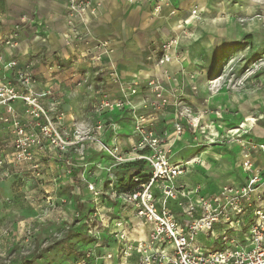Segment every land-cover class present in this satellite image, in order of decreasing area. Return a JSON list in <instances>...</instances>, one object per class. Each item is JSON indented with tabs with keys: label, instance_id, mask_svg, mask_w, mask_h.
<instances>
[{
	"label": "rangeland",
	"instance_id": "obj_1",
	"mask_svg": "<svg viewBox=\"0 0 264 264\" xmlns=\"http://www.w3.org/2000/svg\"><path fill=\"white\" fill-rule=\"evenodd\" d=\"M80 1L76 0L75 3ZM86 2L85 18L77 16L76 24L80 31L89 33V0ZM94 2L99 5L97 0ZM11 8L8 0H0V32H7L15 24H21L20 46L26 36L25 25L28 23L25 22L30 17L34 20L35 14L30 9L21 10L22 14L16 20L12 19ZM194 9L200 13L198 18L193 14ZM69 12L70 6L66 10L68 32L71 29ZM190 13L198 20L205 19L206 25L201 31L186 29L169 39L180 36L174 49L179 59L176 58L183 62V55H186L189 64L194 65L190 56L200 55L198 44L209 46L213 52H209L211 55L208 59L212 63H209L205 72L191 65L189 71L192 73L188 75L192 78L197 74L206 77L207 74L211 78L210 85L219 79L220 84L216 82L218 88L223 87L228 91L238 90L244 86V82L250 81L253 85L252 101L264 107V0H211L210 7L195 6ZM204 13L215 19L207 21ZM12 22L15 23L10 25ZM34 26L31 24L26 30L27 41L35 35ZM88 36L83 42L67 45L79 50ZM190 39L194 40L193 45L188 42ZM104 48L107 49V45ZM153 52L157 63H161L165 53L163 45ZM54 58L32 55L29 60L21 62L33 63L32 80L28 88L33 94H44L38 100L46 114L38 119L33 118L24 102L17 100L13 105L18 118L0 120V153L5 159L0 167V264H74L80 259L74 252L94 247L86 220L89 214L95 212V208L101 209L107 216L110 214L104 210H108V207L115 217L127 216L126 220L133 222L136 227L129 233L132 237L145 234L146 225L141 218L132 214L128 206H122L113 195L107 194L108 191L118 190L116 184L120 171L117 168L123 163L117 157L125 158L127 162L143 160H134L135 146L139 148L138 154L150 155L153 152L148 145L139 146L143 140L140 129L163 138L165 142L161 148L167 149L172 161H184L179 159L182 155L181 143L195 148L190 152L192 158L187 159L186 156L187 160H198L194 164L201 162L208 150L211 153L221 151L223 155L225 152L217 144L225 148L235 146L234 143L239 145V142H232L236 139L233 136L238 134L235 129L241 132L246 130L247 135L256 134V130L251 129L253 124L242 125L244 116L231 114L234 109L229 103L226 104L227 108L223 106L221 109L222 113L217 116L219 120L207 121L208 114L196 108L194 95L189 94V105L183 103L184 100L176 99L174 93L188 88L176 75L170 81L154 76L150 80L129 82L124 81L115 67L111 66L107 70L103 66V71L83 72L82 77L75 82L71 76L74 61L59 56ZM41 65L45 67L44 71ZM103 74L113 78L117 76L115 80L119 88L116 90L122 92V96L111 97L106 92L102 93L101 100H122L124 105L118 114L115 112L117 108L98 110L99 102L94 106L97 100L94 102L93 95L90 98L84 93H95L109 87L113 89L115 86L112 82L106 83L101 76ZM165 74L168 79V73ZM0 78L16 82L13 72L5 71L1 65ZM16 84L23 88L21 83ZM158 85L161 86L159 90L156 89ZM196 85V82L191 83V90L197 91ZM133 89L135 92H132ZM160 91L162 95L158 97ZM74 95L78 98L74 99ZM134 95L141 96L140 105L131 102ZM204 102L207 105V100ZM0 112L5 115L4 108H0ZM262 121L258 123L257 131L262 127L259 125H264ZM100 123L105 125V131L98 129ZM17 126L25 129L22 137ZM110 127L115 130H110ZM122 136L131 139L128 148L123 145ZM19 139L23 140L22 148L17 147ZM99 139L110 148H117V157L106 151ZM258 156L264 158V154ZM145 163L149 170V163ZM90 186L104 192L105 195L99 201L105 209L95 204ZM109 230L101 232L103 239H111L109 234L118 230L114 221ZM221 233L218 230L211 238L199 235L198 239L203 245L213 246L220 243L221 239L217 241L216 236ZM101 249L116 253L115 247L103 246Z\"/></svg>",
	"mask_w": 264,
	"mask_h": 264
},
{
	"label": "built area",
	"instance_id": "obj_2",
	"mask_svg": "<svg viewBox=\"0 0 264 264\" xmlns=\"http://www.w3.org/2000/svg\"><path fill=\"white\" fill-rule=\"evenodd\" d=\"M157 1L160 3L164 0ZM75 2L76 0H71V29L65 34L68 45L83 42L89 35L88 32L80 31L76 24L77 16L85 18L88 2ZM159 3L156 11H160ZM193 14L197 18L200 15L196 9ZM1 23L0 20V26ZM22 27L21 24H15L9 31L0 32V65L5 71H12L16 82L23 87L0 78V108L5 110V115L0 112V120L18 118L13 105L17 100L24 102L33 118L38 119L46 114L38 100L44 94H33L28 88L32 80L33 63H21L16 58L8 60L3 52L4 48L19 47ZM179 38L180 36L163 44L165 53L162 62H170L176 58L172 50L179 43ZM105 46L100 44L97 49ZM88 52L83 57L89 56L96 65H100L102 52L104 54L106 49L94 54ZM160 88V85L156 87L158 90ZM157 95L160 97L162 91ZM123 105L122 100L103 99L98 110L120 109ZM104 127L101 123L98 125V129L105 131ZM109 129L115 130L113 127ZM17 130L22 137L25 129L17 126ZM139 131L143 136L139 146L148 145L153 152L141 155L137 151L139 148L135 146L136 158H133L149 163L148 177L145 179L134 175L132 179L136 184L132 189L112 190L107 194L113 195L122 206H128L132 214L141 218L146 225L145 234L132 237L129 233L136 227L133 222L126 220L127 216L115 217L110 207L104 210L109 212L110 215L107 216L101 209L95 208V212L89 214L86 220L94 247L83 250L82 256L74 264H264V173L255 163V157L264 154V142L247 135L246 130L235 134L233 137L236 139L232 142H239V166L246 173V179L239 184H226L214 194H203L200 186L189 188L177 184L178 178L198 160L172 161L167 149L161 148L165 142L163 138L145 130ZM99 140L106 151L117 157V148H110L103 140ZM18 141L17 147L22 148L23 140ZM117 158L120 163L127 162L125 158ZM4 163L5 159L0 153V167ZM90 191L95 196V204L104 208L99 201L105 195L104 192L93 186H90ZM112 221L118 230L109 234L111 239H103L101 232L109 230ZM218 230L222 232L216 236L217 241L221 239L220 243L206 246L199 241V235L211 238ZM103 246L115 247L116 253L103 251Z\"/></svg>",
	"mask_w": 264,
	"mask_h": 264
},
{
	"label": "crops",
	"instance_id": "obj_3",
	"mask_svg": "<svg viewBox=\"0 0 264 264\" xmlns=\"http://www.w3.org/2000/svg\"><path fill=\"white\" fill-rule=\"evenodd\" d=\"M8 1L12 7V19L16 18L17 20L22 14L21 10L30 9L35 14L34 20L33 17L31 19L29 16V21L25 22L28 23L25 25L27 27L24 32L26 36L24 35L21 45L12 49L4 48L3 52L8 60L16 58L18 61L23 62L29 60L32 55H45L51 59H55V56L63 59L70 58L74 61L72 65L74 66V72L71 76L73 78L72 81L75 82L82 77L83 72L91 73L98 70H108L111 66L115 67L122 77H124V81L129 82L150 80L154 76H160L163 81H170L176 75L177 78L179 77L188 86V88H183L174 93L176 99L184 100L183 103L186 102L189 105V94L194 95L192 97L196 98V108L206 111V114H208L206 117L207 121L219 120L217 116L222 113L221 109L229 103L234 109V113L231 112V114L244 116V121H242L243 126L253 124L251 129L252 131L256 130V134L251 135L252 138L264 142V125H259L262 126V129L260 128L257 131L258 123H263L262 120H264V107H260V105H256L252 101L253 96L251 91L253 85L250 81L244 82V86L238 90L228 91V89L223 87L220 89L216 85L219 79L212 81L213 85H210L211 78L207 74L206 77L205 75L199 76L197 74V76L191 78L188 75L192 73L189 71V66L193 65V63L189 64L186 55H183V62H179L176 51L172 50V53L178 59L175 58L170 62L157 63L158 61L153 54L156 48H161L163 43L175 34L179 35L186 29L192 31L194 28L197 31L203 30L206 25L205 19H196L190 15V11L195 6L210 7L211 0H166L164 3H159L157 0H97L99 5L94 2L96 0H89L88 13L91 18L89 36L86 43L79 47V50L68 46L65 39V34L68 32L66 10L71 5V0ZM158 3L160 4V11L155 10ZM13 10L20 12L14 13ZM24 15L21 19H23ZM204 16L208 18L207 21L215 19L213 16L207 15V13H204ZM13 23L15 22H12L10 25ZM31 24L36 27L34 29L35 35L31 40L27 41L26 30ZM188 42L192 43V45L194 44V40L190 39ZM104 43L107 45V51L104 54L102 52L100 65H96V62L94 63L89 56L83 57V55L89 53L88 51H91L92 54L102 51L105 48L98 50L97 47ZM182 45L184 44L182 43ZM198 45L200 47V49L198 48L200 55L193 57L191 55L190 61L194 62L193 66L196 65L197 68L204 71L209 67V63L211 62L208 59L211 55L209 53L211 52V48L204 44ZM103 66L105 67L104 69L102 68ZM41 69L44 71L45 67L41 65ZM166 72L168 73V79H166ZM101 76L105 78L106 83L112 82V85L115 87L113 89L110 87L105 88V90L99 91L100 93L98 91H95V93L93 91H85L84 93H87L90 98L93 95L94 102L97 100L96 103H93L94 106L98 102L100 103L102 93L107 92L106 94H109L111 97L122 96V92L116 90L119 87L116 84L115 78L105 74ZM246 78L247 76L244 79ZM194 82L197 83V91L191 90V83ZM217 84H220V82ZM76 98L78 96L74 95V99ZM204 100H207V105ZM140 101L141 96L134 95L131 102H134L135 105H140ZM118 110H115L117 114ZM226 114L230 113L227 112ZM235 131L239 132L240 130L235 129ZM121 139L125 148H128L131 144V139L126 136H122ZM181 144L183 145L180 152L182 155L179 159L187 160L188 158H192L193 155H190V152L195 150V148H189L190 146L184 142ZM234 144L235 146L227 148L221 144H217L225 152L223 155L220 153L221 151L211 153L208 150L206 157H202L201 162L192 165L178 179L177 184L185 185L189 188L200 186L203 194H214L226 184L242 183L246 179V173L239 166L240 146L236 143ZM190 149L191 151H189ZM196 149L199 150L198 148ZM173 160L177 161V159ZM255 161L264 173V158L256 156ZM203 169H207L208 171H202Z\"/></svg>",
	"mask_w": 264,
	"mask_h": 264
},
{
	"label": "trees",
	"instance_id": "obj_4",
	"mask_svg": "<svg viewBox=\"0 0 264 264\" xmlns=\"http://www.w3.org/2000/svg\"><path fill=\"white\" fill-rule=\"evenodd\" d=\"M146 161L144 160H137L133 162H127L121 164L117 169L120 171L118 176V183L116 184V188L118 191H124L132 189L135 186V182L133 181L132 177L134 175H138L143 178H147L149 175V170L146 169ZM129 168H134L135 170L130 171ZM77 256H82V252H74Z\"/></svg>",
	"mask_w": 264,
	"mask_h": 264
},
{
	"label": "bare ground",
	"instance_id": "obj_5",
	"mask_svg": "<svg viewBox=\"0 0 264 264\" xmlns=\"http://www.w3.org/2000/svg\"><path fill=\"white\" fill-rule=\"evenodd\" d=\"M251 119V118H250ZM247 124V123H246ZM242 125H244V124H242Z\"/></svg>",
	"mask_w": 264,
	"mask_h": 264
}]
</instances>
